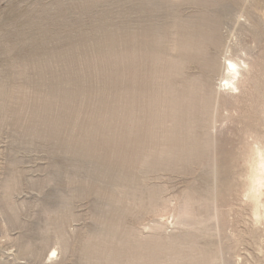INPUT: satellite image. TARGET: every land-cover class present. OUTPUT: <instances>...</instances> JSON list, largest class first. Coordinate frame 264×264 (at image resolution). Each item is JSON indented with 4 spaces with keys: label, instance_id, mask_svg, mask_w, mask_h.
Wrapping results in <instances>:
<instances>
[{
    "label": "rangeland",
    "instance_id": "1",
    "mask_svg": "<svg viewBox=\"0 0 264 264\" xmlns=\"http://www.w3.org/2000/svg\"><path fill=\"white\" fill-rule=\"evenodd\" d=\"M259 150L264 0H0V264H264Z\"/></svg>",
    "mask_w": 264,
    "mask_h": 264
},
{
    "label": "bare ground",
    "instance_id": "2",
    "mask_svg": "<svg viewBox=\"0 0 264 264\" xmlns=\"http://www.w3.org/2000/svg\"><path fill=\"white\" fill-rule=\"evenodd\" d=\"M203 17V16H202ZM200 18V17H198ZM205 18V16H204ZM207 18V17H206ZM221 20V19H220ZM222 21V20H221ZM220 21V26H218V30H221L222 23ZM192 22V21H191ZM196 23V22H195ZM187 24V23H186ZM212 24V23H211ZM225 25V23H223ZM182 25V24H181ZM192 25V24H190ZM200 25V24H199ZM223 25V26H224ZM194 27V26H193ZM211 27V26H210ZM225 27V26H224ZM185 28V27H184ZM198 28V27H197ZM209 28V27H208ZM221 28V29H220ZM206 29V28H205ZM231 29V28H229ZM185 31L182 28V31L177 29L174 30V35H177L176 37L178 38L176 43H179L178 45L175 43L173 44L174 46L172 47L173 50V56L178 57L179 55V50H180V41L185 42L188 36H190V33ZM210 30V28H209ZM228 30V29H227ZM194 31V30H193ZM190 31V32H193ZM200 31V30H199ZM216 31V30H214ZM232 29L230 32L232 33ZM195 32V31H194ZM229 32V31H228ZM228 32H226L228 34ZM229 32V33H230ZM193 34V33H192ZM232 36V35H231ZM137 37V36H136ZM226 38H229L228 35L222 34L221 31L218 34H214L213 36L210 37V42L211 45L206 50L205 56L202 57H197L195 58L197 50L193 53L192 51L189 52V54L192 53V55L188 58L189 62L193 63L194 68H198L200 70V73L203 75H206L207 73H212L217 76L220 79V89L224 91H232L234 92L235 90L239 89L238 81H240V76H242L241 68L243 67L242 62L245 64L246 61H243L239 54H236L234 51V47L232 45L227 44ZM232 38V37H231ZM230 38V39H231ZM234 38V35H233ZM185 39V40H184ZM190 39V38H189ZM209 39V38H208ZM174 41V40H173ZM208 41V40H207ZM206 41V42H207ZM233 41L230 40V42ZM182 42V43H183ZM234 43V41H233ZM187 46V45H186ZM184 47V46H182ZM219 47V48H218ZM197 48V47H196ZM178 49V50H177ZM183 49V48H182ZM181 49V50H182ZM188 51V50H187ZM170 53V52H169ZM185 53V52H184ZM187 53V52H186ZM203 53V52H201ZM204 55V54H203ZM183 56V55H182ZM175 59V58H174ZM179 59V58H178ZM223 59V60H222ZM240 59V60H238ZM184 60V59H183ZM175 61V60H174ZM177 61V60H176ZM172 64V63H171ZM190 64V63H189ZM185 66V65H184ZM189 66V65H188ZM176 67V66H175ZM177 68V67H176ZM189 68V67H188ZM173 69V67H172ZM179 69V65H178ZM173 71V70H172ZM171 72V71H170ZM175 72V71H174ZM183 72V71H182ZM181 72V73H182ZM196 72V71H195ZM179 74V73H178ZM182 75V74H181ZM180 75V76H181ZM193 76V75H192ZM192 78V77H191ZM199 78V77H198ZM214 78V76H213ZM188 80V79H187ZM202 80V79H201ZM187 83V82H186ZM199 84V83H198ZM206 84V83H205ZM189 85V84H188ZM177 86V85H176ZM202 86V85H201ZM199 86V87H201ZM189 88L188 86H186ZM188 91V89H186ZM190 91V90H189ZM191 92V91H190ZM189 92V93H190ZM195 92V91H194ZM193 93V92H192ZM196 94V93H195ZM196 96V95H195ZM193 97V96H192ZM194 98V97H193ZM195 99V98H194ZM258 159L255 164V172L251 176V189L254 191V195L256 193L260 192V187L264 186V151H260L258 153ZM260 197V196H259ZM256 198V197H255Z\"/></svg>",
    "mask_w": 264,
    "mask_h": 264
}]
</instances>
